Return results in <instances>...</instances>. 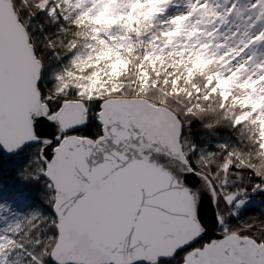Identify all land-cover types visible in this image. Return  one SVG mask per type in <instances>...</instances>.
Masks as SVG:
<instances>
[{
  "label": "snow or ice",
  "instance_id": "1",
  "mask_svg": "<svg viewBox=\"0 0 264 264\" xmlns=\"http://www.w3.org/2000/svg\"><path fill=\"white\" fill-rule=\"evenodd\" d=\"M264 0H0V264H264Z\"/></svg>",
  "mask_w": 264,
  "mask_h": 264
},
{
  "label": "trees",
  "instance_id": "2",
  "mask_svg": "<svg viewBox=\"0 0 264 264\" xmlns=\"http://www.w3.org/2000/svg\"><path fill=\"white\" fill-rule=\"evenodd\" d=\"M253 209L257 213L264 210V201H262L260 198H257V201L253 205Z\"/></svg>",
  "mask_w": 264,
  "mask_h": 264
}]
</instances>
